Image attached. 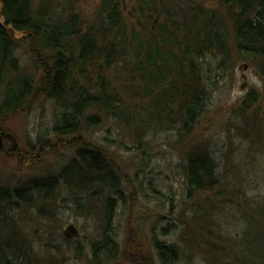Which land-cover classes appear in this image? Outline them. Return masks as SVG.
Returning a JSON list of instances; mask_svg holds the SVG:
<instances>
[{
	"label": "trees",
	"instance_id": "1",
	"mask_svg": "<svg viewBox=\"0 0 264 264\" xmlns=\"http://www.w3.org/2000/svg\"><path fill=\"white\" fill-rule=\"evenodd\" d=\"M73 1L0 0V126L8 117L27 113L35 98L43 96L55 108L51 133L57 139L73 136L82 125L85 130L96 127L102 118L131 130L134 143L145 148L140 136L155 133H151L153 128H143L148 123L140 116L149 100H157L156 88L176 89L171 78L177 79L175 97L159 95L165 99V116L172 122L162 131L172 132L178 124L177 135L185 136L200 123L210 88L214 91L225 72L231 77L233 66L241 63L258 74L263 86L239 101L229 118L230 131L248 144V151L264 158V0H208L206 4L204 0H100L87 21L75 13ZM209 2L214 3L212 8L205 6ZM23 41H28L43 71L37 82L23 72L14 56ZM120 93L129 103L121 100ZM44 138H38L36 145L40 147ZM75 141L71 159L57 176L31 180L21 188H0V264H35L31 246L18 249L19 238L11 237L9 228L15 229L13 217L21 211L23 200L43 201L37 197L42 192L38 188L50 185L54 192L60 183L75 188L83 183L101 185L100 191L90 186L84 193L91 192L90 198L100 195L105 204L102 236L90 247V264L116 256L112 223L113 212L125 202L122 179L105 150ZM214 156L205 148L186 153L180 168L188 192L199 194L207 186L212 191L204 195H222ZM94 172L98 178H92ZM233 189L229 186L231 195L224 198H232ZM259 201L264 203V197ZM257 211L261 233L254 243L257 246L247 239L259 235L248 230L228 249L239 244L247 249L259 247L256 264H264V205L247 213ZM192 213L196 234L201 236L198 226L203 227L207 214ZM154 245L160 264L176 260L172 246ZM225 247L215 246L222 252ZM221 264H226L225 258Z\"/></svg>",
	"mask_w": 264,
	"mask_h": 264
},
{
	"label": "rangeland",
	"instance_id": "2",
	"mask_svg": "<svg viewBox=\"0 0 264 264\" xmlns=\"http://www.w3.org/2000/svg\"><path fill=\"white\" fill-rule=\"evenodd\" d=\"M99 1L74 0L75 13H80L87 21ZM213 4L209 2L205 6L212 8ZM14 54L23 72L37 82L43 71L28 41L17 45ZM41 54L46 56V53ZM244 65L233 66L231 77L225 72L214 91L210 88L212 92L200 123L185 136L177 135L178 124L172 126V132H169L171 129L162 131L171 127L172 122L165 116V99L159 95L167 93L175 97L177 79L171 78L176 89L156 88L157 100H149L140 116L141 121L148 123L143 128H153L151 133L155 134L147 132L140 136L143 146L146 145L141 149L134 143L131 130L119 129L102 118L96 127L85 130L82 125L73 136L57 139L51 133L55 108L45 97H36L27 113L8 117L0 126V131L9 134L16 144L13 151H8L9 143L4 141L0 150V188H20L31 180L57 176L71 159L77 139L81 144L85 142L106 151V157L120 174L124 187L125 202L122 201L113 212L112 229L117 253L112 260L100 264H160L154 243L175 249L176 260L171 264H221L223 258L226 264L258 263L259 247L247 249L245 244H239L230 251L228 249L229 243L233 244L240 233L248 230L259 235L247 239L257 246L254 243L261 238L260 213L251 215L247 212L264 205L259 201L264 197V158L254 154L256 151H248V144L230 131L229 118L238 108L239 101L263 86L258 74L247 65L243 70ZM243 75L245 81L241 78ZM244 83L245 89L241 91L240 86ZM120 97L129 103L125 94L120 93ZM135 103L139 102L136 100ZM43 136L39 147L37 140ZM134 147L139 150H133ZM204 148L215 154L216 174L219 188H222L220 196H214L213 192L204 195L212 191L207 186H202L199 194L187 191L185 173L180 168L183 158L190 150ZM93 174V179L98 178V174ZM133 178L137 179L134 183ZM231 185L235 187V194L232 198H224L231 195ZM90 186L98 191L101 189L95 182L83 183L76 188L60 183L54 192L50 185L38 188L42 192L37 197L43 201H37V198L23 200L21 211L13 217L15 229L9 228L11 237L19 238L17 248L30 245L35 264H90V247L102 236L105 216L103 197L90 198L91 192L84 194ZM192 212L207 214L203 227L198 226L203 231L201 236L196 234L197 222L192 220ZM68 225L75 228L77 236L67 239V244L63 232ZM0 233H3L1 225ZM225 245L223 252L215 248Z\"/></svg>",
	"mask_w": 264,
	"mask_h": 264
},
{
	"label": "water",
	"instance_id": "3",
	"mask_svg": "<svg viewBox=\"0 0 264 264\" xmlns=\"http://www.w3.org/2000/svg\"><path fill=\"white\" fill-rule=\"evenodd\" d=\"M243 70H246L247 69V66L244 65ZM242 80L245 81L246 77L243 75L242 77ZM245 86L246 84H242L240 86V90L243 91L245 89ZM4 141L8 142V151H13L14 148L16 147V144H15V141L13 140V138L9 135V134H6V133H3L0 131V150L3 149V145H4ZM63 236L66 238V239H72V238H76L77 236V231L75 230V228L72 226V225H68L64 232H63Z\"/></svg>",
	"mask_w": 264,
	"mask_h": 264
},
{
	"label": "bare ground",
	"instance_id": "4",
	"mask_svg": "<svg viewBox=\"0 0 264 264\" xmlns=\"http://www.w3.org/2000/svg\"><path fill=\"white\" fill-rule=\"evenodd\" d=\"M32 51H33V50H32ZM21 187H24V186H21ZM21 187H20V188H21Z\"/></svg>",
	"mask_w": 264,
	"mask_h": 264
},
{
	"label": "flooded vegetation",
	"instance_id": "5",
	"mask_svg": "<svg viewBox=\"0 0 264 264\" xmlns=\"http://www.w3.org/2000/svg\"><path fill=\"white\" fill-rule=\"evenodd\" d=\"M4 145H5V142H4Z\"/></svg>",
	"mask_w": 264,
	"mask_h": 264
}]
</instances>
